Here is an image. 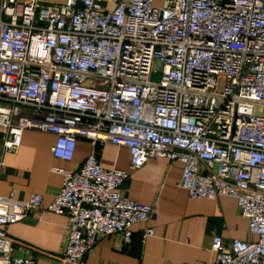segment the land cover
Instances as JSON below:
<instances>
[{
	"label": "built area",
	"instance_id": "obj_1",
	"mask_svg": "<svg viewBox=\"0 0 264 264\" xmlns=\"http://www.w3.org/2000/svg\"><path fill=\"white\" fill-rule=\"evenodd\" d=\"M263 110L264 0H0L2 153H17L26 130L53 134L57 160L71 161L78 139L92 146L79 168L53 169L62 183L46 207L39 194L0 195V264H36L8 236L35 212L67 219L50 256L60 264H86L113 234L129 248L152 208L121 186L154 158L181 164L189 198H233L255 238L214 235L197 264H264ZM107 144L128 150L129 171L101 167Z\"/></svg>",
	"mask_w": 264,
	"mask_h": 264
},
{
	"label": "crops",
	"instance_id": "obj_2",
	"mask_svg": "<svg viewBox=\"0 0 264 264\" xmlns=\"http://www.w3.org/2000/svg\"><path fill=\"white\" fill-rule=\"evenodd\" d=\"M4 135L0 132V195H14L27 200L32 194L43 196L46 207L62 183L54 168L75 170L92 151L90 142L78 139L71 161L57 160L51 154L55 136L26 130L17 153H2ZM101 167L129 171L126 148L105 145L100 149ZM181 164L165 159H150L121 186L128 199L152 208L149 220L131 227L133 242L122 246L118 234L102 237L87 255L86 264H197L211 258L212 237L219 235L227 243L234 239L255 240L247 232V220L240 216L236 201L230 197L218 200L188 197L179 187ZM65 216L50 212L32 213L21 222L11 224L8 236L15 242V257L32 256L36 264H60L50 256H59L65 248L68 233ZM146 228L153 235L143 243L137 238ZM27 246L36 251L25 250Z\"/></svg>",
	"mask_w": 264,
	"mask_h": 264
},
{
	"label": "rangeland",
	"instance_id": "obj_3",
	"mask_svg": "<svg viewBox=\"0 0 264 264\" xmlns=\"http://www.w3.org/2000/svg\"><path fill=\"white\" fill-rule=\"evenodd\" d=\"M43 4L47 5H55V4H61L65 0H39ZM154 70L156 71L155 74H152L151 81L152 82H159L161 79V66L158 64V62L155 63ZM264 113V110L262 111Z\"/></svg>",
	"mask_w": 264,
	"mask_h": 264
}]
</instances>
